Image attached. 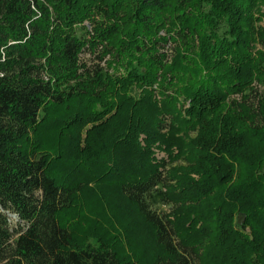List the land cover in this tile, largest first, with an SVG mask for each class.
Instances as JSON below:
<instances>
[{"label": "trees", "instance_id": "16d2710c", "mask_svg": "<svg viewBox=\"0 0 264 264\" xmlns=\"http://www.w3.org/2000/svg\"><path fill=\"white\" fill-rule=\"evenodd\" d=\"M0 264H264V0H0Z\"/></svg>", "mask_w": 264, "mask_h": 264}, {"label": "rangeland", "instance_id": "374dc122", "mask_svg": "<svg viewBox=\"0 0 264 264\" xmlns=\"http://www.w3.org/2000/svg\"><path fill=\"white\" fill-rule=\"evenodd\" d=\"M165 154L163 153V152H158V156L159 157H162V156H164Z\"/></svg>", "mask_w": 264, "mask_h": 264}, {"label": "water", "instance_id": "95a60500", "mask_svg": "<svg viewBox=\"0 0 264 264\" xmlns=\"http://www.w3.org/2000/svg\"><path fill=\"white\" fill-rule=\"evenodd\" d=\"M244 219V216H240L239 221L242 222Z\"/></svg>", "mask_w": 264, "mask_h": 264}]
</instances>
